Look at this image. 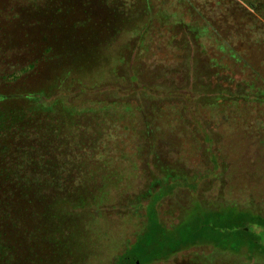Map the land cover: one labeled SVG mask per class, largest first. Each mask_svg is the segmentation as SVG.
<instances>
[{
    "label": "rangeland",
    "instance_id": "obj_1",
    "mask_svg": "<svg viewBox=\"0 0 264 264\" xmlns=\"http://www.w3.org/2000/svg\"><path fill=\"white\" fill-rule=\"evenodd\" d=\"M103 1L0 0V264H264V0Z\"/></svg>",
    "mask_w": 264,
    "mask_h": 264
},
{
    "label": "trees",
    "instance_id": "obj_2",
    "mask_svg": "<svg viewBox=\"0 0 264 264\" xmlns=\"http://www.w3.org/2000/svg\"><path fill=\"white\" fill-rule=\"evenodd\" d=\"M262 7H264V4ZM4 52L5 50L3 51V53ZM236 60H239V59H237L236 57ZM240 65L243 67L244 70L246 68L245 71H248L245 74V77H242V78H245L249 84H252L254 86L256 85L257 87H260V88L264 87L263 71L261 70V67L259 69H254L252 67L253 65H251L248 62H244V65L240 63ZM72 79L75 81H73L72 83L67 82L68 84L66 83L67 79H60L55 87V90L52 92L51 96L50 95L45 96L43 94H32V95L37 96L38 101L42 103V105L47 106V105H51L55 103L57 98L62 99L66 97L67 99H69V97L73 95L71 91V88L73 87L78 91H84L87 88L91 89L95 87V86H89L87 84H83L80 81L78 82V80L74 78ZM258 80L262 81V84H257ZM250 223L252 224V227H250L249 225ZM255 227L260 229L258 230L259 232H257V229ZM236 235L237 236L235 240H237V244H235V246L237 248L244 245L250 251L264 255V217L263 216L257 215V214H251L249 217V221L243 223V227L241 228V233H238ZM142 241L143 240H140V243L138 245L140 247L141 255L143 254V256L139 255L141 264H146L151 261L157 260L159 258L168 257L171 253L180 249V247L169 246L167 247V252L163 254H158L160 253V251L157 249H160V248H157V247L161 244H159V242L158 243L156 242L153 246L150 247L151 252L144 255V253L147 252L148 250L146 246L142 245ZM227 244L226 246H228Z\"/></svg>",
    "mask_w": 264,
    "mask_h": 264
},
{
    "label": "water",
    "instance_id": "obj_3",
    "mask_svg": "<svg viewBox=\"0 0 264 264\" xmlns=\"http://www.w3.org/2000/svg\"><path fill=\"white\" fill-rule=\"evenodd\" d=\"M117 264H140V261L135 254L130 253L123 256Z\"/></svg>",
    "mask_w": 264,
    "mask_h": 264
},
{
    "label": "crops",
    "instance_id": "obj_4",
    "mask_svg": "<svg viewBox=\"0 0 264 264\" xmlns=\"http://www.w3.org/2000/svg\"><path fill=\"white\" fill-rule=\"evenodd\" d=\"M94 5H96V6H98V7H101V8H103V9H105V8H108L109 7V4L107 3V2H104L103 0H94ZM93 5V6H94ZM99 9V10H101L100 12L101 13H103V11H102V9ZM105 12V11H104ZM105 14V13H104Z\"/></svg>",
    "mask_w": 264,
    "mask_h": 264
},
{
    "label": "flooded vegetation",
    "instance_id": "obj_5",
    "mask_svg": "<svg viewBox=\"0 0 264 264\" xmlns=\"http://www.w3.org/2000/svg\"><path fill=\"white\" fill-rule=\"evenodd\" d=\"M124 256H125V255H124ZM121 258H122V257H121ZM121 258H120V259H121Z\"/></svg>",
    "mask_w": 264,
    "mask_h": 264
}]
</instances>
